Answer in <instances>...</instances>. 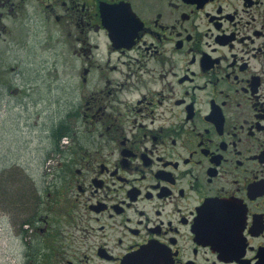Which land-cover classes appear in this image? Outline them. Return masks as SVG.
<instances>
[{
	"label": "flooded vegetation",
	"instance_id": "flooded-vegetation-1",
	"mask_svg": "<svg viewBox=\"0 0 264 264\" xmlns=\"http://www.w3.org/2000/svg\"><path fill=\"white\" fill-rule=\"evenodd\" d=\"M6 52L14 107L75 89L28 263L264 264V0H0Z\"/></svg>",
	"mask_w": 264,
	"mask_h": 264
},
{
	"label": "rangeland",
	"instance_id": "rangeland-1",
	"mask_svg": "<svg viewBox=\"0 0 264 264\" xmlns=\"http://www.w3.org/2000/svg\"><path fill=\"white\" fill-rule=\"evenodd\" d=\"M8 63L7 52L5 55L0 54L3 77H8ZM75 80L76 78L67 79L64 75L55 86L59 87V83L68 85L69 82L75 86ZM12 91L13 88L9 90L4 84L0 85V264H32L21 254L19 241L13 236L9 218L13 206L17 205V214L13 215L17 219L16 225H20L21 220L27 217L25 208L32 209L31 203L26 198L13 203L12 197L5 198L3 195L6 192H16L17 196H21L34 192L36 186L40 189L47 182H51L52 173L56 172L55 168L54 172L50 169L56 160L55 152L51 151L52 134L57 125L65 123L64 121L74 124L75 116L71 114L75 105V94L62 86L57 95H41L40 99L45 103L42 106H33L24 100L14 107L10 95ZM20 93L16 96L22 97L23 94L19 95Z\"/></svg>",
	"mask_w": 264,
	"mask_h": 264
},
{
	"label": "trees",
	"instance_id": "trees-1",
	"mask_svg": "<svg viewBox=\"0 0 264 264\" xmlns=\"http://www.w3.org/2000/svg\"><path fill=\"white\" fill-rule=\"evenodd\" d=\"M70 115V114H69ZM72 115V114H71ZM65 123H61L59 126L57 125V127L54 129V131H53V134H52V137H53V139H52V141H51V143H52V149H51V151H54L56 154H60L61 156H60V160H62L64 157H65V155H66V149H59L58 147H60V145H61V143H60V140L64 137V136H71L72 134H71V130H72V128H70V124H68L66 121H64ZM70 132V133H69ZM69 133V134H68ZM59 157V155H57V157L56 158H58ZM58 171L56 172V173H63L62 172V170L61 169H57ZM2 174V173H1ZM27 187L29 186L28 184L26 185ZM37 188L35 189V191L32 193V192H30V193H26V194H23V195H21V196H17V193L16 192H14V193H4V195H3V197H5V198H11L12 197V199H13V203H17V202H20V201H22V200H24L25 198H26V200L29 202V203H31V207H32V205H34L35 204V201H36V195H37V190H38V188H39V186H36ZM27 192H29L28 190H27ZM32 193V194H31ZM15 198V199H14ZM14 205V204H13ZM14 208L13 209H15L16 210V208H17V205H15V206H13ZM18 209V208H17ZM28 210H29V208L28 207H26L25 208V211H27L28 212ZM22 213V212H21Z\"/></svg>",
	"mask_w": 264,
	"mask_h": 264
}]
</instances>
